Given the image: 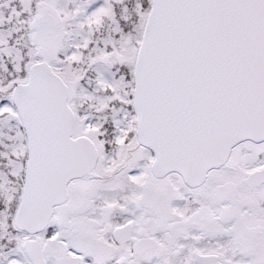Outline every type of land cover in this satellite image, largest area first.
<instances>
[{
    "label": "snow or ice",
    "instance_id": "6c2138e0",
    "mask_svg": "<svg viewBox=\"0 0 264 264\" xmlns=\"http://www.w3.org/2000/svg\"><path fill=\"white\" fill-rule=\"evenodd\" d=\"M0 264H264V0H0Z\"/></svg>",
    "mask_w": 264,
    "mask_h": 264
}]
</instances>
